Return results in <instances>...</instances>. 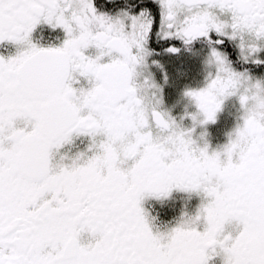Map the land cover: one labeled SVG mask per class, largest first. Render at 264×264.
I'll use <instances>...</instances> for the list:
<instances>
[{
	"label": "snow or ice",
	"instance_id": "snow-or-ice-1",
	"mask_svg": "<svg viewBox=\"0 0 264 264\" xmlns=\"http://www.w3.org/2000/svg\"><path fill=\"white\" fill-rule=\"evenodd\" d=\"M174 192L199 205L154 230ZM216 256L264 264V0H0V264Z\"/></svg>",
	"mask_w": 264,
	"mask_h": 264
},
{
	"label": "flooded vegetation",
	"instance_id": "flooded-vegetation-1",
	"mask_svg": "<svg viewBox=\"0 0 264 264\" xmlns=\"http://www.w3.org/2000/svg\"><path fill=\"white\" fill-rule=\"evenodd\" d=\"M203 78H200L202 83ZM195 86V85H194ZM233 100L235 105L241 108L239 103L238 95H232L224 98L221 103V108L217 112L214 122H209L203 127L197 126L193 130V138H197L201 132L205 133L204 140L208 143L209 152L213 150H219L224 145L228 143V138L226 137V129L230 128L231 122H235V108L225 109L223 105L224 101ZM185 103L180 101L179 103L173 101L167 103L165 106L170 110L171 115L180 123L184 128L192 127V122L185 115ZM194 109L191 107L187 108L188 112H192ZM225 112L228 117H226ZM183 118V119H181ZM240 118V117H239ZM241 119V118H240ZM240 119L238 122H240ZM237 121V120H236ZM200 141H198L199 143ZM76 144L79 148H83L84 144H81L80 141H76ZM64 151H69L74 153L77 151V148L74 146H66ZM199 197L189 196L185 193L174 192L172 196L164 202L163 205L149 201L145 207L148 209L151 217H155L153 220L154 230H164L166 227L174 226L175 222L180 218L182 212H194L197 206L199 205ZM209 264H221V258L219 256L213 257Z\"/></svg>",
	"mask_w": 264,
	"mask_h": 264
},
{
	"label": "rangeland",
	"instance_id": "rangeland-1",
	"mask_svg": "<svg viewBox=\"0 0 264 264\" xmlns=\"http://www.w3.org/2000/svg\"><path fill=\"white\" fill-rule=\"evenodd\" d=\"M223 105L225 106V109H229L230 108H235V122L233 123V121L231 122V127L226 129V137L229 139V135L230 133H232L234 131V129L236 128V126L240 123H242V120L240 119L243 113L242 108H239L237 105H235L233 100H227L223 102ZM226 117H228L229 115H227V113L225 112ZM240 117V118H239ZM240 119V122H238ZM237 120V121H236ZM229 141V140H228Z\"/></svg>",
	"mask_w": 264,
	"mask_h": 264
}]
</instances>
